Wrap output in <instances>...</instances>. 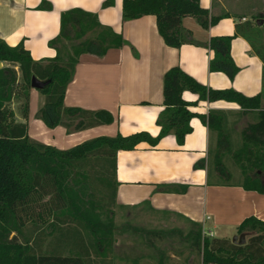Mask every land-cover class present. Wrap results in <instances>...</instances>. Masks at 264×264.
I'll return each mask as SVG.
<instances>
[{
	"label": "trees",
	"instance_id": "obj_1",
	"mask_svg": "<svg viewBox=\"0 0 264 264\" xmlns=\"http://www.w3.org/2000/svg\"><path fill=\"white\" fill-rule=\"evenodd\" d=\"M38 8H50V3L41 0ZM227 13L210 15L199 0H122L123 19L154 14L160 35L171 46L194 41L190 29L181 24L184 15H193L200 25L207 27ZM261 16L251 15L255 21ZM241 26L264 62V22L259 25L248 21ZM248 29L254 34L248 33ZM231 38H210V70L224 71L229 76L237 71L230 55ZM48 43L56 50L55 55L34 59L22 42L9 45L0 38V60L7 62L0 67V264H83L81 256L91 254V247L97 254H110L117 151L132 149L140 142L155 144L168 133L181 143L191 130L189 121L194 115L200 116L215 137L208 149V167L229 171L225 162L228 158L240 170V185L264 190V108L260 107L264 92L245 95L233 88L206 87L177 65L163 74V108L156 119L160 125L156 136L146 131L99 135L65 149L30 137L26 123L16 120L10 103L15 95L23 96L21 113L27 115L32 75L49 80L38 88L43 95L38 115L48 126L83 129L114 120L112 113L103 108L64 105L63 97L78 56L82 52L102 54L107 48L121 46L123 36L102 24L95 12L73 7L60 13V31ZM185 89L203 99L235 102L242 113H253L252 120L233 142L227 112L214 108L202 115L191 110L193 102L182 97ZM102 174L109 177L108 189ZM165 189L180 192L184 185H169ZM188 221L191 227L186 242L191 250L200 252L199 260L192 258L188 264H264V221L247 217L238 225V231L250 222L258 229L243 243L206 235L199 221ZM80 228L87 231L86 239ZM47 234L51 236L49 244L44 243ZM65 245L69 254L62 251Z\"/></svg>",
	"mask_w": 264,
	"mask_h": 264
},
{
	"label": "crops",
	"instance_id": "obj_2",
	"mask_svg": "<svg viewBox=\"0 0 264 264\" xmlns=\"http://www.w3.org/2000/svg\"><path fill=\"white\" fill-rule=\"evenodd\" d=\"M47 1L50 8H38L41 0H0V38L9 45L22 42L34 59L54 56L56 50L48 42L60 31V13L80 7L95 12L102 24L123 36L124 43L107 48L102 54L82 52L63 97L67 106L110 111L114 116L110 123L83 129H67L59 124L50 127L38 115L43 95L38 93V88L31 87L27 115L14 114L17 121L26 123L30 137L45 144L65 149L99 135H128L139 131L158 135L160 125L156 119L163 108V74L175 65L206 87L233 88L245 95L264 92V62L241 31V25L248 21L253 24V18L250 13L228 9L231 6H264V0H199L210 15L228 13L207 27L200 25L193 15H184L181 24L190 29L194 41L179 46L164 42L154 14L123 19L122 0L110 3L108 0ZM220 35L232 36L230 55L238 67L233 76L209 68L213 57L209 40ZM182 97L193 102L190 109L202 115L214 108L226 111L233 142L253 117L252 112L242 113L239 105L232 101L203 99L189 89L182 91ZM260 107L264 108V94ZM189 123L191 130L181 143L174 134L168 133L155 144L140 142L132 149L117 151L115 208L145 205L158 213L199 221L203 233L209 236H245L249 228L238 231V225L245 218L264 221V190L240 185V170L228 158L225 162L229 171L213 166L210 169L208 149L215 137L200 116H192ZM174 184L184 185L183 191L165 189ZM247 226H253V222ZM50 238L47 234L44 243L49 244ZM171 256L177 255L171 253ZM81 258L83 264L85 261L113 264L112 254L95 259L89 254ZM191 259L184 257L182 264H188Z\"/></svg>",
	"mask_w": 264,
	"mask_h": 264
},
{
	"label": "rangeland",
	"instance_id": "obj_3",
	"mask_svg": "<svg viewBox=\"0 0 264 264\" xmlns=\"http://www.w3.org/2000/svg\"><path fill=\"white\" fill-rule=\"evenodd\" d=\"M228 9L229 11H242L251 15L259 13L262 15V23L264 22V6H231ZM252 22L255 23L254 18ZM247 32L254 34L252 29H248ZM69 33L72 34L71 32ZM38 93H40L39 90ZM23 101V96L15 95L13 97L10 106L14 112L21 114ZM102 175L106 185L105 189H108L109 177L106 174ZM102 186L100 187L102 188V192H104V187ZM97 190L100 196L101 191ZM110 214L113 217L114 226L113 242L110 254L108 255L112 254L113 264H136V260L138 259L137 264H181L184 257H192L199 260L200 252L191 250L189 242H186L189 241L186 238V233L191 227L187 219L162 212L158 213L145 205L135 208L116 207ZM246 228H249V231L245 233V236L240 235L238 238L236 237L235 240L237 242H240L242 238L249 237L253 232L258 230L254 223L253 226L243 227L241 230ZM80 231L86 239L88 237L87 231L83 230V228H80ZM152 231H160L161 234L160 236L150 234ZM91 249V254L94 257L92 259L98 258L100 254L96 253L94 247H91ZM62 251L69 254L70 249L65 245ZM171 253L177 256L173 257ZM159 260L164 262H159ZM89 263L88 261L84 262V264Z\"/></svg>",
	"mask_w": 264,
	"mask_h": 264
},
{
	"label": "water",
	"instance_id": "obj_4",
	"mask_svg": "<svg viewBox=\"0 0 264 264\" xmlns=\"http://www.w3.org/2000/svg\"><path fill=\"white\" fill-rule=\"evenodd\" d=\"M263 21L262 18L260 19H257V23L258 24H261ZM2 66V63H1V60H0V67ZM49 82L48 79H45V80H41V79H38L36 76L32 75L31 77V87H34V88H41L43 86H45L47 83ZM236 239V236H233L232 237V240L235 241Z\"/></svg>",
	"mask_w": 264,
	"mask_h": 264
}]
</instances>
